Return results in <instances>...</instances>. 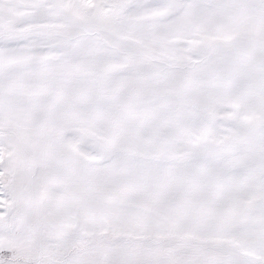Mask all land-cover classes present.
Here are the masks:
<instances>
[{"label":"snow or ice","instance_id":"snow-or-ice-1","mask_svg":"<svg viewBox=\"0 0 264 264\" xmlns=\"http://www.w3.org/2000/svg\"><path fill=\"white\" fill-rule=\"evenodd\" d=\"M0 264H264V0H0Z\"/></svg>","mask_w":264,"mask_h":264}]
</instances>
